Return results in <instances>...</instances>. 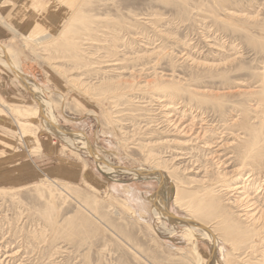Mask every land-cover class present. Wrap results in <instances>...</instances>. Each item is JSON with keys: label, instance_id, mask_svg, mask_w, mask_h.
Wrapping results in <instances>:
<instances>
[{"label": "rangeland", "instance_id": "rangeland-1", "mask_svg": "<svg viewBox=\"0 0 264 264\" xmlns=\"http://www.w3.org/2000/svg\"><path fill=\"white\" fill-rule=\"evenodd\" d=\"M52 1L32 0L27 34L0 16V44L58 125L116 167L160 169L170 213L208 220L219 264H264V0H59L66 16ZM43 10L59 23L38 25ZM35 28L53 38L30 42ZM0 103V264L210 258V241L155 217L156 179L102 172L2 66Z\"/></svg>", "mask_w": 264, "mask_h": 264}, {"label": "bare ground", "instance_id": "bare-ground-1", "mask_svg": "<svg viewBox=\"0 0 264 264\" xmlns=\"http://www.w3.org/2000/svg\"><path fill=\"white\" fill-rule=\"evenodd\" d=\"M75 1L76 0H74V2ZM62 2H64V1L61 0V3ZM64 4H66V1L64 2ZM59 5H60L59 0H53L52 3L49 4V7H53V6L55 7L56 6L57 9L62 12L61 16H66L65 15L66 10L60 9ZM69 5L70 4H68V6ZM73 6L75 7L76 4ZM37 28H39V27L37 26ZM37 28H35L34 33L30 37L26 38L27 40L35 43L36 45H42L43 43H45V42L49 41L51 38H53V35H51V34L41 35V32L37 31ZM0 66L5 68L6 70H9L10 73L22 84V86L26 90H28L34 94L35 99L39 105L38 108L36 109V112L38 114H40L41 121H42L43 125L51 133H56V134L63 135L65 137L66 136L69 137V141L73 144L74 143L83 144L84 148H86L88 150L87 152H89L91 155H93L94 158L97 160V162L99 163V168L102 172L110 174V175H114V176L125 174L128 176H133L135 179H143V178H154V179H156L159 182L160 189H159L158 193L151 196V198H150V200L153 204V212H154L155 217L158 219L160 217L164 218V219H169V221L171 220V221H173V223H177L180 225H186L187 230H189V233L192 235V238L194 236L196 237L198 235L199 236L201 235L203 239L210 241V243L212 245V247H211L212 248L211 249L212 255H210V258H208L205 261V264H219L215 258V252L219 246V242H218L219 239L217 238L215 231L210 229L211 227L210 228L208 227V220H206L204 218L203 219H201V218H199V219H195V218L194 219H192V218L180 219L176 216H173L170 213L169 207H168V201L170 199L169 197L171 194V190H170V188H168L169 183H168L167 177L163 174V172L160 169L154 168L151 170H147V169L127 170V169H122L120 167H116V166L110 164L108 161L102 159L99 155L96 154L95 151L92 150L91 144L89 143L87 137L83 133L74 132V131H73L74 133L73 132L69 133V132L65 131L64 129H62L61 126L58 125V123H57V121L53 115V109L51 107V104L48 100H46V98L44 96V90L42 88H40L39 86L33 84L25 76L21 66L16 62L14 55H12L9 52V50L7 49V47L2 45V44H0ZM0 105H1V103H0ZM207 196H208L207 201L209 202L210 205H212L213 202H215V200H216L215 196L211 193L208 194ZM210 210L211 209L208 210V216L209 217L212 216V213L210 212ZM256 217H257L256 214H255V216L251 215V218H253L254 220H256V221L259 220V218H256ZM252 231H255V230H252ZM244 239H245L244 237H240L239 243H243L242 241ZM197 261H199V260H197ZM200 262H201V259H200Z\"/></svg>", "mask_w": 264, "mask_h": 264}, {"label": "crops", "instance_id": "crops-1", "mask_svg": "<svg viewBox=\"0 0 264 264\" xmlns=\"http://www.w3.org/2000/svg\"><path fill=\"white\" fill-rule=\"evenodd\" d=\"M32 5V0H0V16L11 26L16 34H27L33 30L35 24L33 12L31 11ZM45 13L47 14L46 10H43L42 14L40 13L37 17L38 21L36 23L38 25L44 27L45 25L50 26L51 23L53 25L59 23L48 21L46 18L51 15L49 13L45 15ZM54 16L57 15L54 14ZM47 21L48 23H46ZM10 33L11 30L0 23V42L10 39Z\"/></svg>", "mask_w": 264, "mask_h": 264}, {"label": "water", "instance_id": "water-1", "mask_svg": "<svg viewBox=\"0 0 264 264\" xmlns=\"http://www.w3.org/2000/svg\"><path fill=\"white\" fill-rule=\"evenodd\" d=\"M180 219H182V218H180Z\"/></svg>", "mask_w": 264, "mask_h": 264}]
</instances>
